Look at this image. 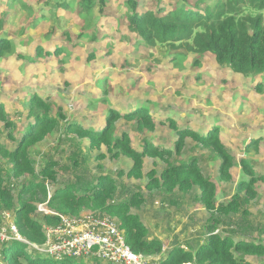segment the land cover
Masks as SVG:
<instances>
[{
    "label": "rangeland",
    "instance_id": "1",
    "mask_svg": "<svg viewBox=\"0 0 264 264\" xmlns=\"http://www.w3.org/2000/svg\"><path fill=\"white\" fill-rule=\"evenodd\" d=\"M40 1L44 2L0 0V11L5 5H16L15 13L8 17L9 23L0 33V38L14 43L13 51L0 57V102L13 122L11 128H7L0 121V145L15 147L16 142L9 135L19 138L31 123L25 108L28 99L35 92L44 96L52 103V113L58 118L60 126L47 140L31 148L37 168L41 169L49 161L58 162L57 187L75 182L87 183L99 175L112 176L119 185L117 198L128 196L131 192L144 195L145 204L133 209V212L149 228L151 237L159 238L169 251L175 246L194 251L207 238V225L212 222V214L201 202L200 188L194 186L189 192L177 190L172 194L161 189L148 190L146 185L149 180L145 175L142 179L126 175L132 161L124 157L113 158L106 146L92 149L87 138H79L65 130L66 119L63 116L78 124L101 128L110 109L127 112L135 106H146L157 118L155 131L141 132L135 123L125 119L118 127L132 137L133 146L138 150H141L144 139L154 142L157 147L173 146L176 134L169 127L167 118L194 130L218 122L223 141L236 159L232 169L233 181L220 179V161L215 152L194 141L187 144L182 156H177L175 161L186 157L199 159L205 173L217 184V201L228 202L237 182L245 176L240 165L242 159L249 156L257 172L264 173V137L258 152L245 154L243 148L250 140L264 136V85L263 91L259 92L253 86V80L218 65L210 53L201 56L199 64L193 63L196 55L192 53L180 55L181 59L173 63L175 61H170L174 56L172 51L144 45L127 30L126 12L129 8L121 6L124 0H107L104 7L102 1L93 0L92 9L83 13L78 8L80 0H68L73 8L62 10L60 22L53 33L51 24L58 15L57 9H44L45 19H41L36 27L31 24L34 15L39 13V7L45 6L44 3L39 4ZM144 2L151 6L159 1ZM171 2L164 0L167 4ZM145 3L142 5L145 6ZM22 6H33L35 13L29 14L31 8L24 9ZM103 10L109 17H102ZM90 23L100 27L96 38L85 31L84 27ZM104 38L107 39L103 41ZM56 43L70 49L63 61L54 56L42 57L37 63H27V58L36 56L37 46L50 48ZM108 49L110 52L103 55ZM92 52L97 54V59L88 62L87 55ZM18 55L25 58L22 60ZM104 80L108 84V100L99 101L97 98ZM259 81L263 84L264 78ZM165 167L166 163L162 160L149 158L145 160L143 171L157 169L160 172ZM11 169L7 159L0 156V173L9 174ZM30 179V175L12 178L11 185L18 193L22 184ZM256 188L259 195L248 205V216H217L220 226L216 233L229 232L236 239L246 240H258L263 236L264 184L260 183ZM50 192H53L52 186ZM40 204H37L38 210ZM39 211L36 216L41 219L44 213ZM14 225L12 212L0 209V264H8L1 255L4 244L20 239L21 235ZM14 249L12 244L6 254ZM29 250L36 253L30 247ZM156 258L143 256L146 264ZM248 259L254 264H264V257L248 256ZM74 261L75 264H110L94 258Z\"/></svg>",
    "mask_w": 264,
    "mask_h": 264
},
{
    "label": "trees",
    "instance_id": "2",
    "mask_svg": "<svg viewBox=\"0 0 264 264\" xmlns=\"http://www.w3.org/2000/svg\"><path fill=\"white\" fill-rule=\"evenodd\" d=\"M100 1L104 7L107 0ZM158 1L157 5L154 2L151 6H147L144 0H124L121 3V6L129 8L126 12L127 30L136 35L142 44L149 47H165L167 52L172 51V55H177L170 59L175 61L173 63L181 59L180 55L192 53L196 55L193 63L199 64V58L210 53L218 65L250 78L253 80V86L259 92L263 91L264 83L261 84L259 79L264 78V0H169L172 1L171 4L164 3V0ZM43 3L45 6L39 7V13L34 15L31 24L36 27L41 19H45L44 9H57L58 15L51 24L53 33L60 22L59 9L70 11L73 7L68 0H44ZM15 6L8 4L0 11L3 15L0 17V33L8 25V17L13 14ZM22 7L31 8L29 14L35 13L33 6ZM92 7L93 0L79 1L78 8L82 13L89 12ZM101 12L105 18V11ZM90 24L84 27L85 31L96 38L100 27ZM66 34L67 32L64 33ZM13 47L11 40L0 38V57L12 52ZM69 52L68 47L59 46L58 43L50 48L39 45L36 47V56L27 58V63H37L42 57L54 56L63 61V57ZM109 52L108 49L103 55ZM18 56L22 60L25 58ZM86 59L92 62L97 59V54L88 53ZM102 87L97 100L107 101L109 91L106 80L103 81ZM25 108L27 119H31L28 128L19 138L9 135L15 140V147L0 145V156L7 159L12 166L9 174L0 173V209L12 212L19 234L30 243H45L44 225L60 223V218L51 214L37 218V204L46 203L50 210L73 217H79L85 211L109 215L119 221L127 244L136 254L148 257H159L163 254V242L157 237H151L149 228L139 215L133 212V209H139L145 204L142 193L131 192L128 196L117 198L119 185L117 180L109 175L93 177L87 183L75 182L57 187L58 162L49 161L41 169L37 168L31 148L47 140L60 126V122L52 113V103L36 92L31 94ZM108 113L106 123L101 128L78 124L64 115L65 130L79 138H87L92 149L106 146L113 158L124 157L132 161L126 175L136 179H142L145 175L149 180L146 185L148 190L161 189L172 194L177 190L189 192L194 186H198L201 190V202L212 214V222L207 225V238L194 251L175 246L159 257L158 264H254L248 256L264 257V233L258 240L236 239L229 232L216 233L220 226L217 216H248V205L259 195L256 186L264 184V173L257 172L252 159L248 156L240 161L245 176L237 182L236 190L228 202L217 201V184L205 173L199 159L186 157L175 161L177 156H182L187 144L194 141L215 152L217 160L220 161V179L233 181L232 169L236 159L223 141L218 122L194 130L167 118L169 127L176 134L173 146L157 147L154 142L144 139L141 150H138L133 146L132 137L126 131L119 130V123L125 119L135 123L137 130L141 132H153L158 121L150 109L139 105L127 112L110 109ZM0 121L4 122L7 128L13 125L2 102ZM263 137L259 136L245 143V154L258 152ZM149 158L162 160L166 167L160 172L157 169L144 172L145 160ZM26 175H30L31 179L22 184L20 192L16 193L11 179H20ZM50 186L53 192H50ZM12 244L15 249L6 254ZM1 255L8 264H75L73 259L57 262L42 254L32 253L25 241L6 242L1 248Z\"/></svg>",
    "mask_w": 264,
    "mask_h": 264
},
{
    "label": "built area",
    "instance_id": "3",
    "mask_svg": "<svg viewBox=\"0 0 264 264\" xmlns=\"http://www.w3.org/2000/svg\"><path fill=\"white\" fill-rule=\"evenodd\" d=\"M38 207L44 214L58 216L60 223L44 225L46 241L43 244L30 243L20 235V239L14 241H25L32 250L55 261L94 258L110 264H146L144 255L136 254L127 244L117 219L89 211L79 217L59 214L50 210L46 203ZM14 229L17 230L15 225ZM163 251L167 253L166 247ZM158 259L149 264H158Z\"/></svg>",
    "mask_w": 264,
    "mask_h": 264
},
{
    "label": "crops",
    "instance_id": "4",
    "mask_svg": "<svg viewBox=\"0 0 264 264\" xmlns=\"http://www.w3.org/2000/svg\"><path fill=\"white\" fill-rule=\"evenodd\" d=\"M5 7V6H4ZM62 12V9L59 11V13H61ZM15 13V11L13 12V14ZM11 16V15H10ZM215 123V122H214ZM167 252H169V250H167ZM164 254H166V253H164Z\"/></svg>",
    "mask_w": 264,
    "mask_h": 264
},
{
    "label": "clouds",
    "instance_id": "5",
    "mask_svg": "<svg viewBox=\"0 0 264 264\" xmlns=\"http://www.w3.org/2000/svg\"><path fill=\"white\" fill-rule=\"evenodd\" d=\"M28 247H30V246H28ZM36 253H37V252H36ZM162 256H163V255H162ZM162 256H161V257H162ZM67 260H68V259H67ZM73 260H74V259H73ZM64 261H65V260H64ZM64 261H57V262H64Z\"/></svg>",
    "mask_w": 264,
    "mask_h": 264
}]
</instances>
